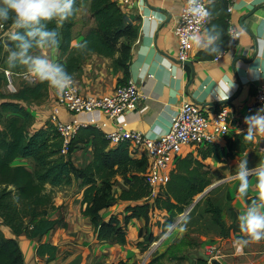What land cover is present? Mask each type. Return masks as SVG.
Instances as JSON below:
<instances>
[{
  "label": "crops",
  "instance_id": "obj_1",
  "mask_svg": "<svg viewBox=\"0 0 264 264\" xmlns=\"http://www.w3.org/2000/svg\"><path fill=\"white\" fill-rule=\"evenodd\" d=\"M115 1L127 14L128 22L138 31L137 36L130 42L127 74L122 70H113V59L92 53L85 57L80 71L73 76V84L82 95L104 96L110 95L118 83L130 78L136 83L138 102L133 110L124 112L114 120L98 111L73 116L64 110L60 112L61 120L73 121L81 126L91 125L103 134L114 128L123 127L139 130L150 138H157L168 131L181 103L191 101L209 113L226 108L230 115V132L226 136L246 132L244 118L256 113H249L246 108L253 102L256 88L264 85V73L259 76L252 72L264 67V0H238L233 3L231 11H228L226 0L210 3L209 22L197 36L202 40L206 39L207 30L215 26L220 32V52L218 56L207 55L193 40L189 60L185 63L177 58L178 42L172 32L185 0H132L130 5L121 4L120 0ZM225 17L228 25L233 26L240 33V37L236 43L232 42L229 47L221 48L227 41ZM12 24L10 33L14 30ZM57 25L60 23L57 22ZM95 27L96 23L90 12V0H78L71 26V47L80 45L86 34ZM9 36L10 34L0 41V78H3L0 88L4 87L6 79L3 69H10L5 66L10 51L5 42L9 40ZM32 54L47 57L56 63L66 58L57 47H38ZM22 68L18 70L26 71L24 65ZM10 70L16 71L14 68ZM13 84L18 90L22 83L14 78ZM5 86L7 88V85ZM56 93L57 90L47 83L44 95L40 99L20 102L34 117L30 130L45 128L51 122L49 116ZM216 143L224 145V137ZM84 147L88 150L86 155L90 161V147ZM200 148L202 147L183 148L179 157L191 153L196 158H201ZM233 154V158L221 162L211 157L204 159L206 165H209L206 169L210 170V182L214 184L211 186L219 183L226 186L230 202L229 212H233V219L227 222L226 237H219L215 242L205 239L203 244L211 246L215 244L214 248L218 246L217 257L209 256L218 259L221 264H264V238L259 241L249 240L247 244L241 246L240 241L248 238L239 227V216L253 202L264 211V199L259 197L255 175L249 176V189L247 195L243 197L237 190L239 180L235 179L237 165L241 160L247 159L249 168L257 163H264V134L258 133L252 147L247 151ZM25 160L28 159L17 158L13 165L24 166ZM73 182H76V188L71 193L72 195L76 193V197L73 198L74 208H69L65 202L62 214L49 212L51 218L59 216L63 222L40 239H29L24 234L14 236L11 229L0 219V230L7 237L17 240L26 264H112L120 260L133 264L139 259V252H136L137 243L143 241L147 243L148 234L153 237V242L161 237L158 240L159 248L164 246V250L169 246L167 240L177 227L172 226L173 229L170 227L165 233L157 225V222L162 224L167 219V212L155 210L148 229L145 228L144 219L141 217L131 218L125 225L122 221L127 215L125 206L130 202L120 200L104 209L102 215L104 219L117 215L126 233V244L120 245L114 240H97L90 219L80 213L82 195L80 181ZM121 182L119 180L114 185L116 194L120 192ZM211 186L209 188H212ZM233 223H236V227H233ZM40 243L55 245L57 248L55 256H38L36 249ZM132 249L136 251H130ZM78 257L80 261H76Z\"/></svg>",
  "mask_w": 264,
  "mask_h": 264
},
{
  "label": "trees",
  "instance_id": "obj_2",
  "mask_svg": "<svg viewBox=\"0 0 264 264\" xmlns=\"http://www.w3.org/2000/svg\"><path fill=\"white\" fill-rule=\"evenodd\" d=\"M219 1L208 0V7L210 3ZM77 7L78 0H75L74 14L63 24L58 26L57 21L48 23V27L58 33L59 42L52 47H57L66 55L65 60L59 64L73 77L80 71L85 57L96 53L113 59L114 71L122 70L127 74L130 42L138 32L128 22L127 14L115 0H90V12L96 27L86 34L80 45L71 47V26ZM12 23L9 19L2 24L8 27ZM225 27L228 28L226 17ZM226 37L227 41L221 48L232 44L227 32ZM46 84H21L15 93L0 96V219L14 236L24 234L29 239H40L56 225H61L63 220L59 216H49L50 211L59 208L55 206L47 186H70L74 180L80 181L82 189L80 213L90 219L97 240H114L120 245L126 244V233L117 215L108 219L102 215L103 210L116 200L130 202L125 206L127 215L122 220L125 225L131 218L141 217L148 229L155 210L167 212V219L162 224L157 222L162 231H166L172 226L174 217L182 214L185 207L211 185L210 170L206 169L204 159L211 157L218 162L225 161L233 158V153H243L253 145V141H245V132L234 133L231 137L224 136V145L213 143L203 146L199 152L201 158L191 153L177 158L168 183L163 188H157L152 196L145 180L148 159L144 154L134 153L127 143L109 146L110 143L99 129L91 125L80 126L70 141L67 154L63 155L62 140L53 123H48L45 128L30 130L34 117L20 102L40 99ZM84 146L90 147L91 160L78 167L70 156L75 149ZM17 158L31 160L32 169L13 165ZM119 180L126 188H121L119 194H116L114 185ZM199 202L195 204L196 207ZM208 212L220 228V237H226L228 229L221 218V208L209 204ZM146 241H154L151 234L146 236ZM56 251L55 245L40 243L36 254L54 257ZM166 251L158 252L157 257L146 264H154ZM0 264H26L17 240L7 237L1 230ZM112 264L127 263L120 260ZM194 264L206 263L197 259Z\"/></svg>",
  "mask_w": 264,
  "mask_h": 264
},
{
  "label": "built area",
  "instance_id": "obj_3",
  "mask_svg": "<svg viewBox=\"0 0 264 264\" xmlns=\"http://www.w3.org/2000/svg\"><path fill=\"white\" fill-rule=\"evenodd\" d=\"M226 1L228 2V11H231L233 3L238 0ZM120 2L130 5L132 0H120ZM199 4L210 13L208 0H199ZM191 7V0H185L177 23L172 28L178 42L177 58L182 63L189 60L192 37L197 36L210 19L209 16L202 20L190 11ZM10 28V26L5 27L0 23V41L10 34ZM227 33L233 43H236L240 37V33L231 25H228ZM3 72L7 88L12 91H16L13 84L14 78H17L22 84L38 82L27 71L3 69ZM138 99L136 83L130 78L118 83L110 95L85 96L77 90L74 84L63 93L57 92L51 106L49 119L61 137V153L67 154L70 141L81 126L73 121L61 120V110L73 116L98 111L114 120L124 112L133 110ZM260 108H264V85L256 88L253 102L247 106L246 111L257 112ZM229 118L230 115L226 108L209 113L196 103L183 101L178 112L173 116L168 131L157 138H150L139 130L123 127L105 132L104 137L113 145L125 142L134 153L144 154L147 157L149 164L145 180L150 194L153 196L157 188L168 183L174 162L181 155L183 148L203 147L216 143L230 132Z\"/></svg>",
  "mask_w": 264,
  "mask_h": 264
},
{
  "label": "clouds",
  "instance_id": "obj_4",
  "mask_svg": "<svg viewBox=\"0 0 264 264\" xmlns=\"http://www.w3.org/2000/svg\"><path fill=\"white\" fill-rule=\"evenodd\" d=\"M74 4L75 0H0V23L11 19L14 29L9 36L13 46L7 57L8 67L11 69L22 64L36 81L47 82L58 93L69 89L73 84V77L64 66L47 57L33 55L32 50L35 47H52L58 44V33L55 29H50L48 23L57 21L63 24L73 16ZM191 4L190 11L202 20L210 16L199 4V0H191ZM192 39L205 54L218 56L220 32L215 26L207 30L206 39L202 40L199 36H193ZM252 72L262 76L264 67ZM244 123L247 125L245 141H253L258 133L264 134V108L246 116ZM250 175H255L259 197L264 199V163H257L249 168L247 159L241 160L237 165L235 179L239 180L238 193L242 197L247 195ZM239 227L248 238L240 241L241 246L249 240H261L264 238V211L253 202L239 216ZM180 230L183 231L184 228L181 227Z\"/></svg>",
  "mask_w": 264,
  "mask_h": 264
},
{
  "label": "rangeland",
  "instance_id": "obj_5",
  "mask_svg": "<svg viewBox=\"0 0 264 264\" xmlns=\"http://www.w3.org/2000/svg\"><path fill=\"white\" fill-rule=\"evenodd\" d=\"M5 66H8V64L5 63ZM19 66L20 68H18ZM14 69H16L17 71L18 69H23V68H22V65L17 64L16 67H14ZM18 71H21V70H18ZM2 81H3V78H0V85L2 84ZM6 84L7 82L5 79L4 87L0 88V96L13 94L17 91V88H16V91L9 90L8 88H6L5 86ZM85 148L86 147L75 149L70 156L73 163L79 167H82L88 161V156L86 155V151L88 150H86ZM200 149H203V148H200ZM24 166H26L29 169H32L31 160L29 159L25 160ZM206 166L209 167V165H206ZM120 184L121 185H119V188H120L119 190H121V188H124V187L126 188V186L122 182ZM211 185H214V184H211ZM209 187L205 189L207 191L204 195L199 197L202 194L201 193L200 195L196 196L194 200L185 207L184 212L175 217L172 226L173 227L176 226L177 229L175 230L174 233H172V235L167 240V246L169 244V246L166 247L167 251L161 258L157 259V261L154 264H192V263L194 264L198 258L196 257L195 254L192 253L193 250H200L204 252L205 254H208L212 257H217L218 246L217 248H214L216 247L215 244L213 246L209 244L207 245L203 244V241H205V239L207 241L210 240L211 242H215L217 241V238L220 237V228L213 221L211 213L208 212V205L213 204L221 208L222 210L221 218L223 219V223L225 226H227V222L233 219L232 218L233 212H229L230 202L228 198V193L226 192V186L219 183V184H216L212 188H209ZM75 188H76V182L75 183L73 182L70 186H61V187H58V188L55 187L52 189L47 187L48 191L51 190V194H52L55 206L59 208L58 211L56 210V211H50V212H60L62 214V210L63 208H65V205H64L65 202L67 203L69 208H74L73 205L75 206L74 204L75 201H73V198L76 197V193L75 195H72L71 193L74 191ZM79 195H80V192H79ZM63 197L65 198L64 200H63ZM198 201L200 202H199V205L196 207L195 204ZM224 219H226V221ZM232 225H234L233 227H235L236 223H233ZM181 227L184 228L183 231L180 230ZM168 230H170V228ZM159 239H157L155 242L151 244L149 242L146 243L145 241L141 243L138 242L139 244L137 243L138 245L137 251L136 249L130 250L133 252L134 251L139 252V259H136L133 264H146L148 261L153 259L155 256L157 257L158 252L164 251L163 250L164 246H162L163 248H159V244H158ZM78 260L80 261L79 257L76 259V261Z\"/></svg>",
  "mask_w": 264,
  "mask_h": 264
},
{
  "label": "water",
  "instance_id": "obj_6",
  "mask_svg": "<svg viewBox=\"0 0 264 264\" xmlns=\"http://www.w3.org/2000/svg\"><path fill=\"white\" fill-rule=\"evenodd\" d=\"M6 46L11 49L12 48V42L9 40H7V42H5ZM213 187V186H211ZM207 190H205L204 192H202V194L199 196L201 197L202 195H204L206 193ZM157 245V244H156ZM193 254L196 255V257L198 259L203 260L204 262H206L207 264H221L220 261L216 258H211L208 254H205L204 252L200 251V250H193L192 251Z\"/></svg>",
  "mask_w": 264,
  "mask_h": 264
}]
</instances>
